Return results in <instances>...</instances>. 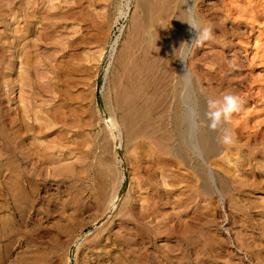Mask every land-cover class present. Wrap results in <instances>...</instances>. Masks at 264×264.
Listing matches in <instances>:
<instances>
[{"label": "rangeland", "instance_id": "1", "mask_svg": "<svg viewBox=\"0 0 264 264\" xmlns=\"http://www.w3.org/2000/svg\"><path fill=\"white\" fill-rule=\"evenodd\" d=\"M36 1L41 2L40 7L59 12L54 18L45 19L48 27L53 23H57L58 27H53L56 29L54 32L43 30L42 35L47 38L42 44L47 45L38 48L39 52L29 47L25 49L28 43L39 44L40 32L34 33V30L43 29L41 23L34 24L33 17L36 14H33L32 2ZM206 1L211 9L209 14L195 17L210 25L216 38L206 42L205 46L189 48L186 67L194 81L197 79V84L204 79L201 82L206 90L216 89V86L219 91L223 89L220 98L230 92L240 94L246 103L233 118L241 123L248 117L246 113L255 109V118L250 123L259 126V122L264 121V99L262 103L259 96L260 92H264V62H256L252 66L251 59L255 51L252 53L250 45H241L242 40L249 35L231 32V25L225 17L212 9L215 1ZM177 2L0 0L1 264H100L102 258L105 264H264V141L260 140L261 137L252 141L247 137V130L239 129L246 135L243 139H240L243 134L239 132L235 135L233 145L228 147L220 144V154L214 159H206L204 163L213 175L211 190L205 193L199 188V177L189 168L183 167L180 160H172L170 152H159L157 146L146 137L138 136L131 140L132 136L128 135L130 131L127 132L123 123V113L118 108L125 98L126 89L123 85L128 77L127 66H131V57L136 56L142 46L148 45L151 35L158 39L157 25L164 20L163 24H168L172 18L183 16L185 10L178 8ZM199 2L195 0L197 7ZM192 3L193 0H190ZM57 4L62 6L61 11L56 7ZM70 6L73 10L71 14L68 13ZM159 13L163 20L158 21ZM149 18H152L150 27L146 24ZM18 25L19 32L16 29ZM196 35L193 31L191 40ZM19 36L24 40L19 41ZM158 41L155 46H159ZM257 51L255 61L264 57V49ZM26 54L32 56L28 60L32 85L39 81L43 86L40 92L42 96L34 102L30 99L33 89L27 86L21 89L22 86L16 82L17 76L25 72ZM124 63L127 65L125 69L122 66ZM208 80H211L209 86L206 84ZM18 108L20 113L17 112ZM110 119L117 124L113 136ZM28 124L48 126L50 136L38 135L37 143L51 146L52 152H57L54 153V159L59 163L45 164L47 169L37 180H31L27 162L22 164L19 171L12 159L18 148L17 136L21 135L22 126ZM262 126L261 131L264 133ZM23 138H27L25 132ZM105 138L110 146L107 154L102 148ZM29 139L27 141L33 142L31 137ZM22 151L19 152L20 156H27ZM88 152L90 158L83 161ZM153 154L161 156H157L155 161ZM106 156L111 159L116 172L126 176L120 191L121 198L113 211L104 210L105 213L100 210L102 216L99 211H95L78 217L76 207L85 206L87 199L84 194L90 188L94 190L93 182L84 183L76 179L78 173H83L81 167L84 164H92L93 161L96 164L101 157ZM164 158L170 160L172 165L166 173L167 177L159 176L158 182L166 191L173 190L175 195L171 199L167 197L157 201L159 210L154 218L140 217V213L134 211L142 223L143 227H138L141 231L135 230L134 225L126 226L129 230L120 229L119 211L127 206L130 195L137 200V207L150 203L147 193L154 190L146 189L147 186L153 187L156 180L153 179L152 165L148 164H161ZM70 165L73 169H69ZM54 166L60 170H54ZM186 170L192 175L190 203L187 217H181L184 210L180 201L184 187L181 176ZM55 171H62L63 174L59 175V172L56 175ZM46 174L48 180L56 182L50 183L51 190L43 203L38 202V198L44 197L42 190L45 188L40 181ZM63 180L67 183H63ZM142 180L146 182L145 185ZM223 182L225 187L221 184ZM65 190H76L75 198L65 196ZM69 197L71 201L67 200ZM65 202L71 208L63 210ZM51 206H56V209ZM134 206L135 203L130 208ZM129 215L126 213L123 219H130ZM153 226H156L157 232ZM78 227L81 229L78 230ZM129 231L134 232L127 235ZM154 233L155 236L159 234L157 239ZM153 253L158 256V263L153 259L149 261Z\"/></svg>", "mask_w": 264, "mask_h": 264}, {"label": "bare ground", "instance_id": "2", "mask_svg": "<svg viewBox=\"0 0 264 264\" xmlns=\"http://www.w3.org/2000/svg\"><path fill=\"white\" fill-rule=\"evenodd\" d=\"M214 1L216 4L212 9L215 10L216 13L219 12L221 15H223L225 17L226 21L231 25L229 28L231 32H239L238 34H243V35H245V33H247L249 35V36H247V38L242 40L241 45H244V46L250 45L252 47L251 49H253L252 53L255 51V53L252 54L253 55V57L251 59L252 66L254 63L256 64V62H264L263 56L260 57L261 59H259V61L254 60V58L257 57L256 55H258L256 53V51L264 49V0H214ZM32 3H33L32 4L33 5V14H36V17H33L34 18V24H35V22L41 23L43 26V29H37L36 28L34 30V33H35V31L40 32L39 44L37 41H36L37 44H34V43L29 44L28 43V44H26L25 49L27 50V47H29L31 50H35L36 52H39V51H37L38 48L42 49L44 47V45H47L46 43L45 44L43 43L44 45L42 44L43 40L46 37V36L44 37V35H42L43 30L45 29L44 32L45 31L54 32L58 27L57 23L50 24V27H48V24H45V19L54 18V16H56L57 13H59V12L54 13V10L51 12V9H49V10L45 9V8H43L44 6L40 7L39 4L41 2L38 3L36 1V2H32ZM199 3L200 4L198 5V7L195 5V8L193 10L195 13V16L196 15L207 16V14H209V12L211 11L210 7H208L207 1L206 0H200ZM145 4H147V3H145ZM170 4H171V0H170ZM44 5H45V3H44ZM53 5L54 4H52V6ZM169 6H171V5H169ZM177 6H178V8H183L185 10L183 13V16L180 17L179 20L172 18L171 20H169V22L166 21L168 24H163V22H165V20L162 22V24L160 22H159L160 24L157 22L159 24V25H157V26H159V32L158 33L156 32V33L158 34L159 46L154 45L155 42L158 40V39H156L157 37L155 38L154 36L151 35V37L149 38V40L147 42L148 45L146 44L147 46L145 45V47L142 46L140 49H138L139 53L136 56L133 55L134 56L133 58L131 57V66L129 67L125 63H124V65H122L123 69H125V67L127 66L129 71L127 73L128 77L125 79V82L123 85V86H125V89H126L125 98H124L122 103H119L118 108L123 113V116H124L123 123L125 122V127L127 129V132L130 131V133L128 135L132 136L131 140H135L138 136L146 137L148 140H151L155 144V146H157L159 152H166V151L170 152V154H171L170 157L172 160H180L182 162L181 164H183V167L185 166L186 168H189L191 171H193L199 177V179L201 180V184H200L199 188L203 192L208 193L211 190L210 183L213 180V177H212L213 175L211 176V174H210L211 172L209 173V171H208L209 169H207V167L205 166L204 163H205L206 159H212V158L214 159L216 156H218L222 149H220V143L218 141V133L216 131L209 129L207 127V124H206V113L208 111L207 101L209 98L220 99V93L222 92L221 90H223V89L220 88V91H219V89L217 90V86H216V89L215 88H212V89L207 88V90H206L202 86L203 85L202 82L204 79H201L202 82L200 81L199 84H197V82H195L197 79L194 81L193 76L191 75V73L188 71V69L186 67V61L183 62L179 59L181 56H184L185 58H187V55L189 53V48L187 46L183 50L177 51L175 54V50H178L181 47V44L183 42L189 43L192 41L191 39H192V32H193V30L190 29L189 24L181 21V20H188L189 19V14L186 11V9L189 6H192L190 4V0H189L188 4L185 3V0H178ZM56 7L59 10L62 9L61 5L57 4ZM155 7H158V6L155 5ZM158 9H159V7H158ZM161 9L163 10V8H161ZM143 10H145V8ZM162 10H159V11H162ZM72 11L73 10H72L71 6L68 7V13L71 14ZM154 11H155V8H154ZM74 13H75V11H74ZM37 15H38V17L39 16L40 17L38 18ZM155 17H153V19ZM162 18H163L162 15L159 13L158 18H157L158 21L163 20ZM62 19H64V18H62ZM193 22H196V21L193 20ZM146 24H147V26L150 27V25L152 24V18L146 19ZM153 24H154V22H153ZM53 27L56 29H54ZM154 28H156V27H154ZM16 29H17V32H19L20 25H18ZM241 29H243V30H241ZM240 30L243 31L244 33H242ZM156 33H154V34H156ZM142 37H143V35H142ZM154 38L156 39L155 41H154ZM18 39H19V41L21 39H22L21 41L24 40L22 36H19ZM205 43H203L201 45V47L205 46ZM201 47H200V49H201ZM29 52H31V51H29ZM26 53H27V51H26ZM27 54L25 55L27 57V59H26L27 62L25 60V62H26L25 72L23 75H21L22 74L21 73L17 76L16 82L23 87V88L21 87V89H24V86H27V87H30L33 89L32 92L30 93V95H31L30 99L34 102L35 100L37 101L39 99V96H42L40 94V92L42 91L41 87L43 88V86L39 81L37 82V84L32 85V81L29 77L31 75V73L28 70V68L31 67V66L29 67L30 64H28V60H29V57L31 55L29 54L30 56L28 57ZM36 56H37V53H36ZM128 59H130V58H128ZM120 64H121V62H120ZM32 68L34 69V67H32ZM210 69H212V68H210ZM30 70H31V68H30ZM186 72L188 73L187 77L185 76ZM124 73L126 74V71ZM239 74H240V72H239ZM189 77H190V82H189ZM206 84L208 86L211 85V80H208V82ZM263 95H264V92H260L259 96L261 97V99H260L261 102L264 99ZM22 102H23V99H22ZM189 107L192 110V113H191L192 119H193L192 125H190L189 121H188V117H189L188 109H189ZM254 110L253 111L249 110V112L246 113L248 115V117L247 118L245 117L243 120H241L240 121L241 123L237 122L238 120L236 121L234 118H232L231 122L226 126L229 127L234 132L235 135L239 134V132L241 134H243L241 131H238L239 129L247 130V132H248L247 137L250 140L257 141V139L259 137H261L260 140L263 142L264 141V133H262L261 130L263 129L262 125H264V121H261V119H260L261 122H259V126H252L250 123V121H252L251 119L255 118L253 116ZM17 112L20 113L19 108L17 109ZM256 118H257V116H256ZM109 121L112 122L111 134L113 136L114 135V129H115L117 124L115 125L113 123L114 120L110 119ZM114 122H116V121H114ZM47 123H48V121H47ZM41 125L39 124L40 127H37L35 125H31V124H28L26 126H22V129L20 130L21 135L19 134L17 136V139H19L17 142L18 148L12 155L13 162L16 163V166L14 165V167H16L17 170L21 171L20 168L23 166L22 164L24 162L28 163L30 175H31V180H37V178H39V175H43L45 168L47 169V167H44L45 164L49 163V164L53 165V162L56 161L54 159V156L57 152L54 151V153H55L54 154L52 152L51 146H44L43 145L44 146L43 147L41 145H38L39 143H37L36 137H38V135H41L40 137L50 136V132L47 129L48 126L45 127L42 125L43 126L42 127ZM238 126H240L241 128H239ZM260 127H261V129H260ZM134 128H137L138 130H134ZM19 129H20V126H19ZM24 132H25L27 138H23ZM259 134H261V135H259ZM15 135H17V134H15ZM245 136H246L245 134L241 135L240 139H243ZM30 137L32 138L33 142L27 141ZM104 141H105V144L102 146V148L104 150V153L107 154L109 151V147H110L109 141L107 140V138H105ZM22 149L24 150V152L26 153L27 156H24V157L20 156L19 152H23ZM197 151L202 152V156H198ZM159 155L158 154L154 155L155 161L157 159V156H159ZM58 156H59V154H58ZM57 158H62V157H57ZM86 158H90V152L86 153V157L83 159V161H85ZM98 159H100V158H98ZM93 162H92V164H90V163L84 164L81 167L83 173L77 172L78 173V176L76 178L77 180H79L80 182H84V183L85 182H89V183L93 182V187H94V190H90L91 189L90 188L89 190H87L86 194H84V197L87 199L86 205L81 206L78 209L76 207L75 212L77 213L79 211L78 217L82 216L83 214L88 213V212H95L96 211V213L100 212L99 214H101L102 211L103 212H105V211L107 212L108 210L113 211V209H115V206H116L115 204L121 198L120 191L122 190L124 182L126 181L125 174H123V173L121 174V173L116 172V170L113 167V163L111 162V159L108 158L107 156L105 158L101 157V159L98 160V162H96V164H93ZM160 163L161 164H157L156 162H153L152 164H148V165H152L151 171L153 172V174L152 173L151 174L153 175V179L156 180V183L153 187L149 188L147 186V189H146V190H154V191L147 193V195H149L148 199H149L150 203L148 205H141L140 207H137V206H139L137 200L136 199L134 200L133 199L134 196L132 198V196L130 195L129 201L127 202V206H125L122 210L119 211V214L121 215V217L119 219L120 229L123 228V229L129 230L128 228H126V226L134 225V227H136L135 230L141 231L139 228L140 227L142 228L143 226H142V223L139 222V220H138L139 216L144 217V218L152 216L154 218V216L158 215V210H159V206H158L157 201H159V199L161 200L163 198H167V197L170 198L173 196V194H174L173 190L166 191L167 189L162 188V186L159 185V182H158V178H160L159 176L167 177L166 173L170 170L169 168H170V165H172V162L170 160L164 158L163 160H161ZM56 164H59V163L57 162ZM63 164H66V163H63ZM57 166L56 167L54 166L55 167L54 170L58 171L60 169ZM60 166H61V163H60ZM42 167H44V168H42ZM62 168H64V167H62ZM69 169H73L71 167V165H70ZM57 171H55L54 174H56ZM59 172H57L56 175H58ZM60 173L61 174H59V175L63 174L62 171ZM172 174H173V172H172ZM79 175H80V177H79ZM51 176H53V175H51ZM191 176L192 175H191L190 171H188V170L183 172V174L181 176L182 177L181 181L184 184L183 191L181 192V198H180L181 204L184 208L183 213L180 215L181 217H187V211L189 210L188 209L189 203H190L189 192L191 190V182H192ZM150 177H151V175H150ZM64 179L66 180V178H64ZM138 179H139V177H138ZM65 180H63L62 182L64 183ZM40 182H42V186H44L45 190H42L44 197L41 199L38 198V202L44 201L46 194L51 190L50 189L51 188L50 183L56 182V181L55 180H53V181L48 180V174H46V176L45 177L43 176V179ZM162 182L165 183V181H162ZM65 183H67V182L65 181ZM143 183H144V181L142 180V184ZM145 184H146V182L144 183V185ZM221 184L223 187H225V185H226L225 182H223ZM144 185H143V187H145ZM158 185H159V188H158ZM83 192L84 191H82V192L80 191V193H83ZM76 193H77L76 190H65L63 194L67 197L70 196L71 198L72 197L75 198ZM70 197H69V199H67L68 201L72 200ZM179 197H180V195H179ZM35 198H37V196ZM77 198H78V196H77ZM170 199H168V200H170ZM172 200H174V199H172ZM82 202H84V201H82ZM43 203H45V201ZM133 203H135L134 208H132V207L130 208V206H132ZM55 207L56 206H51L52 209H56ZM73 207H75V206H73ZM67 208H71V206L66 204V202H65V204H63V210L64 209L67 210ZM139 208H140V210H139ZM100 210H102V211H100ZM134 211H138L140 213V215L139 216H138V214L136 215ZM53 212H56V210H53ZM126 213H127V215H128V213L130 214L129 215L130 219H127V220L123 219V216H125ZM102 215H103V213L101 214V216ZM95 217H97V215H95ZM79 223H81V222H79ZM79 223L77 225L81 226V224H79ZM152 224H153V222H151V225ZM79 228L80 227H78V230H80L83 227L81 226V228L80 229ZM153 228L155 230L156 226H153ZM107 230L110 231V229H107ZM156 230H155V232H157ZM134 231L127 232V235H132ZM150 232H149V234H150ZM154 236H155V233H154ZM158 236H159V234L156 235L154 238L157 239ZM152 259L156 263H158L159 258H158V256L155 255V253L151 254V256L149 257V261L152 262ZM101 261L102 262H100V264H105V262H104L105 260L103 258L101 259ZM0 264H1V259H0Z\"/></svg>", "mask_w": 264, "mask_h": 264}, {"label": "clouds", "instance_id": "3", "mask_svg": "<svg viewBox=\"0 0 264 264\" xmlns=\"http://www.w3.org/2000/svg\"><path fill=\"white\" fill-rule=\"evenodd\" d=\"M185 3L188 4L189 0H185ZM194 8H195V0H193L192 6H189L186 9V11L189 14V19L181 20V21L189 24L190 29L195 31L197 35L192 40L191 44H189L188 42H183L181 44V47L178 50H175V54L177 51L183 50L186 46L188 48H194L198 45H202L205 42L214 41L216 38L213 28L210 25L206 24L203 19H199L195 17L193 11ZM193 20H195L196 22H193ZM179 59L183 62L186 61V58L184 56H181ZM185 76L186 77L188 76L187 72ZM189 82H190V77H189ZM245 103H246L245 99L240 94L232 93V92L223 95L222 98L220 99H215V98L208 99L206 124L209 129L216 131L218 133V141L221 145L231 146L235 143V134L226 125H228L231 122L234 114L239 113L243 110ZM188 111H189L188 121L189 124L192 125L193 119L191 115L192 110L190 107ZM197 155L202 156V152L197 151Z\"/></svg>", "mask_w": 264, "mask_h": 264}]
</instances>
